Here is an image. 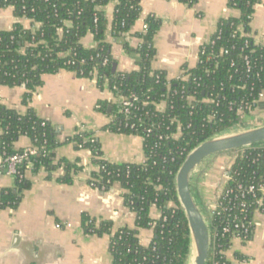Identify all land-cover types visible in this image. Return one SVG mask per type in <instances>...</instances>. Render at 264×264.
<instances>
[{
	"label": "trees",
	"instance_id": "obj_1",
	"mask_svg": "<svg viewBox=\"0 0 264 264\" xmlns=\"http://www.w3.org/2000/svg\"><path fill=\"white\" fill-rule=\"evenodd\" d=\"M178 1L187 7L198 2ZM109 2H115L110 24L103 11ZM259 2L227 0L226 6L236 9L238 16L218 19L212 37L198 48L195 66L183 64L182 74L168 79L166 71L152 68L156 55L153 39L161 26L160 18L153 14L145 18V28L134 34L141 41L136 48L126 40L140 17V0H0V10L11 7L14 17L30 20L29 28L14 23L11 29L0 30V85L23 88L21 102L27 106L42 85V75L68 70L80 78L95 79L99 89L107 85L115 97L135 96L129 115H123L119 106L106 100L98 101L96 109L111 117L102 130L140 136L144 155L141 163H112L104 158L93 132L77 130L61 142L54 127L31 107L20 113L0 102V172L6 171L7 157L24 151L14 147L22 136L36 148L29 157L30 171L36 174L43 169L50 179L53 171L62 169L56 179L61 184H71L73 175L83 166L78 158H57L56 148L71 143L76 150H88L94 166L88 184L107 191L118 183L124 205L134 213L135 227L113 231L111 221L96 223L83 212L84 233L110 236L111 264H187L189 230L176 196L174 177L179 164L196 145L236 129L255 108L264 110V98L259 99L264 92V44L254 43L249 26ZM87 32L95 42L90 48L81 44ZM112 40L122 41L134 69L112 71L116 63ZM162 101L165 108L160 111L157 105ZM227 154L236 157L226 190L211 215L207 264L224 261L219 251L226 250L229 238L245 228L246 239L250 240L254 228L251 219L260 198L264 209L260 191L264 187V144ZM18 170L20 173L13 175L14 187L0 188V210L16 209L31 186L22 164ZM249 186L254 189L249 191ZM152 206L160 211L157 219L149 215ZM150 228L153 236L148 245H142L139 230ZM235 256L245 257L239 252Z\"/></svg>",
	"mask_w": 264,
	"mask_h": 264
},
{
	"label": "crops",
	"instance_id": "obj_2",
	"mask_svg": "<svg viewBox=\"0 0 264 264\" xmlns=\"http://www.w3.org/2000/svg\"><path fill=\"white\" fill-rule=\"evenodd\" d=\"M226 2L198 0L193 7H187L178 0H140V17L126 40L136 48L141 41L134 34L143 30L145 18L150 14L160 18L162 23L153 39L156 55L152 68L164 70L168 79H174L182 74L183 64L189 68L195 66L198 48L212 37L218 19L238 16V11L228 8ZM103 11L110 24L114 2L104 6ZM14 23L30 27L27 19L14 17L11 7L1 9L0 30H9ZM249 26L252 34L264 38V0L255 6ZM81 44L86 48L93 47V35L87 32ZM111 53L118 71L135 68L122 41L112 40ZM23 92L21 87L0 85V102L20 113L31 107L54 127L61 142L77 130L93 132L104 158L112 163H141L144 160L140 136L102 130L111 117L98 111L96 104L100 100L115 103L107 85L99 89L95 79L80 78L73 71L61 70L42 75V85L36 88L27 106L21 102ZM260 124H264V110L255 109L243 117L237 128ZM31 145L26 136L14 143L15 149H26ZM56 156L69 160L78 158L83 169L73 175L71 184L56 181L62 169L53 171L50 179L43 169L36 174L26 171L25 177L31 181V186L24 192L19 205L14 210H0V264H111L110 236L84 233L81 214L87 213L96 223L111 221L113 231L124 226L135 227L134 213L124 205L118 183L107 191L88 184L89 173L94 168L88 150H76L71 143H62L56 148ZM1 161L0 157V164ZM231 161V155L227 153L209 157L192 175L191 191L197 195L200 209L205 208L209 214L222 189V172ZM14 185L12 175L0 172V188H13ZM262 193L264 195V187ZM149 215L157 219L160 211L152 206ZM252 223L251 239L243 244L233 241L226 255L232 258L234 252H239L250 259L248 264H264V214L254 213ZM67 224L71 226L66 227ZM152 236V228L139 230L142 245H148Z\"/></svg>",
	"mask_w": 264,
	"mask_h": 264
},
{
	"label": "water",
	"instance_id": "obj_3",
	"mask_svg": "<svg viewBox=\"0 0 264 264\" xmlns=\"http://www.w3.org/2000/svg\"><path fill=\"white\" fill-rule=\"evenodd\" d=\"M116 63L112 65V71ZM264 144V124L212 136L196 145L179 164L174 177L175 192L189 230L190 253L187 264H207L210 252L209 227L191 191L193 173L209 157Z\"/></svg>",
	"mask_w": 264,
	"mask_h": 264
},
{
	"label": "built area",
	"instance_id": "obj_4",
	"mask_svg": "<svg viewBox=\"0 0 264 264\" xmlns=\"http://www.w3.org/2000/svg\"><path fill=\"white\" fill-rule=\"evenodd\" d=\"M114 5H115V2H114ZM24 19H26V18H24ZM28 21H30V20H28ZM143 28H145V26H143ZM250 36L253 38L255 44H264V38L263 37L262 38L261 37H256L252 33L250 34ZM114 98H115V104L117 106H119V111L123 115H129L130 114V109L133 107L134 102L137 100V98L135 96H130V97H127V96H116L115 97L114 96ZM263 98H264V92L259 94V99H263ZM164 108H165V102L164 101L160 102L157 105V109L160 110V111L164 110ZM255 109H258V108H255ZM254 110H252V111H254ZM81 131H84V130H81ZM86 132H88V131H86ZM35 152H36V148L31 145V147H28V148L24 149L23 152L15 153V154H12L9 157H7L5 173L8 174V175H12V176L17 174V173H20V171L18 170V167H19L20 164H22L24 166L23 174L25 176L26 171H30V168L32 166V163L29 161V157L31 155L35 154ZM230 155H231V160H232L231 163H232L233 160L236 157V154H230ZM231 163L228 166H226L225 169L222 172V175H221L222 189H221V192L218 195L217 199L215 200L213 209L210 211V216L216 211L218 199L223 194V192L226 190L227 182L229 181V179L231 177V175H230ZM89 185L92 187L91 183ZM262 188H263V186L260 187V191L261 192H262ZM253 189H254L253 186H249V188H248L249 191H252ZM263 197H264V195H263ZM261 201H262V198H260L258 200V209H256L254 211V213L259 212V213L264 214V209L261 208V206H260L261 205ZM251 221H252V219H251ZM70 226H71L70 224L66 225V227H70ZM236 227H237V225H236ZM224 231H227V228H224ZM247 234H248V229L245 228L243 230V232L235 234L231 238H229V240H228V242H229L228 248L226 250L219 251V254H221L223 256L224 261H222L221 263L213 262L212 264H248L250 259H248L247 257H244L243 259H240V258L235 256L236 252L233 253L232 258H229L226 255V252L232 247L233 241H238L241 244L247 242V239H246V235ZM209 255H210V252H209Z\"/></svg>",
	"mask_w": 264,
	"mask_h": 264
},
{
	"label": "rangeland",
	"instance_id": "obj_5",
	"mask_svg": "<svg viewBox=\"0 0 264 264\" xmlns=\"http://www.w3.org/2000/svg\"><path fill=\"white\" fill-rule=\"evenodd\" d=\"M257 110H259V109H257ZM257 119H258V117H257ZM262 145V144H261ZM193 193V192H192ZM193 195H194V197H195V200L197 201L198 199H197V195L195 194V193H193ZM199 201H197V203H198ZM198 205H199V203H198ZM201 211H202V213H203V215H204V218H205V220H206V222H207V224H208V227L210 226V222H211V216H210V214H209V211H207L205 208H201Z\"/></svg>",
	"mask_w": 264,
	"mask_h": 264
}]
</instances>
